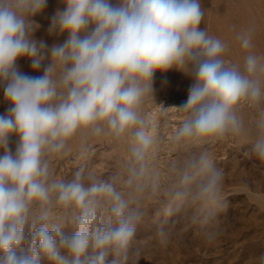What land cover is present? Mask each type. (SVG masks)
Here are the masks:
<instances>
[{
    "label": "clouds",
    "instance_id": "obj_1",
    "mask_svg": "<svg viewBox=\"0 0 264 264\" xmlns=\"http://www.w3.org/2000/svg\"><path fill=\"white\" fill-rule=\"evenodd\" d=\"M62 2L48 33L66 36L49 45L35 38L40 26L33 19L48 0H0V88L9 104L0 115V264H127L143 216L139 201L117 187L115 176L79 168L56 179L49 154L62 153L81 128L130 132L126 183L141 192L154 138L138 107L154 95L155 73L188 69L194 82L178 107L188 116L175 141L199 143L241 131L239 106L264 99V58L249 52L242 69L228 65L226 45L200 27V0ZM237 39L250 49L252 30ZM22 58L42 75L22 72ZM257 127L251 151L264 160V110ZM171 171L177 179L166 192V213L190 206L207 225L221 201L223 172L206 151ZM158 235L166 237L163 228ZM258 261L264 264V254Z\"/></svg>",
    "mask_w": 264,
    "mask_h": 264
},
{
    "label": "rangeland",
    "instance_id": "obj_2",
    "mask_svg": "<svg viewBox=\"0 0 264 264\" xmlns=\"http://www.w3.org/2000/svg\"><path fill=\"white\" fill-rule=\"evenodd\" d=\"M200 3L204 10L200 27L226 45L222 56L228 65L242 69L249 52L264 58V0H200ZM64 7L62 0H48L43 12L33 17L40 26L34 34L36 39H43L49 45L65 39L66 34L48 33L51 17L58 8ZM249 29L252 47L244 49L237 36ZM18 64L28 75H42V71L31 69L26 58ZM187 71L183 68L156 72L154 95H145L138 107L148 124L147 131L154 138L146 157L143 191L134 192L126 183L131 160L130 132L117 137L106 127L100 134L78 129L67 140L62 153L49 154L53 176L70 179L79 168L98 178L115 176L117 187L126 196L132 193L139 201L143 216L137 225L127 264H259L258 258L264 254V160L254 155L251 148L259 134L257 125L264 110V99L257 106L247 103L239 106L240 132L199 143L176 142V125L188 116L178 107L187 100L189 87L194 82L184 73ZM168 106H171L170 113L166 112ZM8 107L0 88V115ZM16 139L15 136L10 139L13 150ZM201 151H206L215 167L223 172L221 201L207 225L201 223L203 213L193 207L185 206L177 211L172 205L171 214L165 211L169 205L167 189L177 179L171 166L180 165L193 152ZM161 228L165 238L158 235Z\"/></svg>",
    "mask_w": 264,
    "mask_h": 264
},
{
    "label": "bare ground",
    "instance_id": "obj_3",
    "mask_svg": "<svg viewBox=\"0 0 264 264\" xmlns=\"http://www.w3.org/2000/svg\"><path fill=\"white\" fill-rule=\"evenodd\" d=\"M170 111H171V106H168V107L166 108V112H167V113H168V112L170 113ZM174 116H175V115H174ZM171 122H172V121H171ZM167 123H168V122H167ZM173 123H174V122H173ZM181 124H182V123H180V125H181ZM180 125L177 124L176 127L179 128ZM173 127H175L174 124H173ZM178 128L175 129V131L178 130ZM152 130H153V129H152ZM173 131H174V130H173ZM150 133H151V132H150ZM168 133H169V132H168ZM151 136H152V135H151ZM155 146H156V145H155Z\"/></svg>",
    "mask_w": 264,
    "mask_h": 264
}]
</instances>
